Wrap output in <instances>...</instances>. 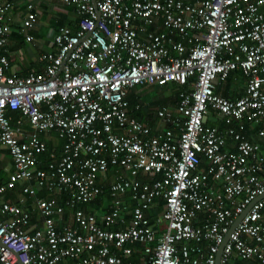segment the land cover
I'll return each instance as SVG.
<instances>
[{
    "label": "built area",
    "instance_id": "built-area-1",
    "mask_svg": "<svg viewBox=\"0 0 264 264\" xmlns=\"http://www.w3.org/2000/svg\"><path fill=\"white\" fill-rule=\"evenodd\" d=\"M58 1L75 26H57L42 69L21 75L4 54L11 3L0 0V148L12 165L0 264H264V0ZM233 72L240 93L216 92ZM167 83L176 99L156 107L154 127L128 113L130 89ZM49 131L58 154L38 137ZM16 186L18 203L5 197Z\"/></svg>",
    "mask_w": 264,
    "mask_h": 264
},
{
    "label": "crops",
    "instance_id": "crops-1",
    "mask_svg": "<svg viewBox=\"0 0 264 264\" xmlns=\"http://www.w3.org/2000/svg\"><path fill=\"white\" fill-rule=\"evenodd\" d=\"M5 1H10L11 9H12V10L10 9L9 10L10 12L7 13L9 14L8 25L10 26L9 27L10 35L8 34L7 36V42L5 45V52H4V54L7 56L9 61V71H14L21 75L29 71L39 72L42 69V67L41 64L37 61L38 55L42 52L53 50L52 44L50 43V38H51V33L57 26L64 24V25H68L71 28H74L75 22L77 20L75 9L72 5H64L60 3L58 0H33V10L36 14V21L34 27L29 31V33L32 35V40L26 41L24 39V35L19 31L21 18L25 14L24 0H5ZM52 2L62 4L64 8L68 9V13L54 12L51 9ZM261 11L264 13V3L261 7ZM230 80L232 81L233 84H237L236 89L232 88L229 82L227 85L226 83H223V85L221 86V90H227V92L230 94L233 92L239 94L241 91V86L243 81L241 74L239 72L235 74L231 73ZM168 87L169 85L165 88ZM170 89L174 94L175 87ZM144 96H145L144 92L142 91L139 92V96L135 101V104H138L139 108L141 107V105L138 103L140 100H143L145 103L147 102L144 100ZM171 102L172 101H170L166 105L173 106L175 101H173L172 103ZM8 114L12 118L16 117V113L14 116H12L9 112ZM38 137L45 142V145L46 143H48L51 146V149H48L47 152L53 151L55 154L59 153L61 148V139L58 138L53 131H49L46 133H39ZM253 139L255 138L253 137ZM44 157H47L46 152L42 153L39 156V160L40 161L45 160ZM11 171H12V165L9 160V157L6 151L3 148H0V173L3 176V179L0 180V182L5 181L8 173H10ZM18 196H19V189L17 186L13 190L7 191L5 195L6 198H8L10 201L14 203H18ZM36 196L37 197L54 196L58 200H60L62 197V195L60 194L47 193L44 189L37 190ZM22 204L23 207L29 212L30 226L34 228L39 227L41 222V217L38 213V208L34 200L26 198V200H24ZM107 204L108 201L105 200V202L92 207L95 209V213L97 214L98 210L101 207L105 208ZM136 257L137 254L133 256V258ZM238 262H240V264H258L256 261H238Z\"/></svg>",
    "mask_w": 264,
    "mask_h": 264
},
{
    "label": "trees",
    "instance_id": "trees-1",
    "mask_svg": "<svg viewBox=\"0 0 264 264\" xmlns=\"http://www.w3.org/2000/svg\"><path fill=\"white\" fill-rule=\"evenodd\" d=\"M233 73L235 74L237 72H233ZM230 78H231V75L224 82V83H226V85L231 81ZM167 84L169 85V88L176 87V85L173 84V83H171V84L170 83H167ZM167 84H165V85L151 84V85H145V86L138 85V86H135L134 88H132L129 91V93L127 94V100H128V105H129V107H128V113L130 115L134 116L136 119L142 121L144 124H146V125H148L150 127H154V122L155 121H153L150 118V111L151 110L149 109L151 107V105H153L154 103H152L150 101H148V102L145 103L143 100H140L138 102L141 105V107L139 109L135 110L133 108V106L135 104L136 99L139 96V92H141V89H144V87L149 86V87H153L155 89H160V88L163 89L164 87H167L168 86ZM221 86L222 85H217L216 86V88H215L216 92H218L220 94H223L224 96H231V97H234L235 95L237 96L238 93L233 92V93L230 94V93L227 92V90H221ZM175 99H176V94L174 92L173 97L170 98V101H175ZM9 113L12 116L15 115V112L14 111H11ZM46 149L47 150L48 149H51V146L48 143H46ZM44 159H45V157H44ZM2 179H3V176L0 173V180H2ZM105 200L109 201V197L107 195V189H106V187H104L103 193H102L101 197L97 200L98 203L96 205L105 202ZM104 210H105V208L104 207H101L98 210V213L97 214L99 215ZM133 256H135V253H132V258H133ZM238 263L240 264V262H238Z\"/></svg>",
    "mask_w": 264,
    "mask_h": 264
},
{
    "label": "rangeland",
    "instance_id": "rangeland-1",
    "mask_svg": "<svg viewBox=\"0 0 264 264\" xmlns=\"http://www.w3.org/2000/svg\"><path fill=\"white\" fill-rule=\"evenodd\" d=\"M51 9L54 12H62V13H68V9L64 8V6L60 3H51ZM230 86L234 89H236L237 84H233L232 81H230ZM168 85V84H167ZM142 92H144V100L145 101H150L152 103H154L153 105H151V107L149 108L150 111V118L155 121L156 117H155V109L157 106L160 105H166L170 102V98L173 97V92L171 91V89L168 88H163L161 90L160 89H155L153 87H149L146 86L144 87V89H141ZM173 102V101H172ZM171 102V103H172ZM166 106H170V105H166Z\"/></svg>",
    "mask_w": 264,
    "mask_h": 264
},
{
    "label": "water",
    "instance_id": "water-1",
    "mask_svg": "<svg viewBox=\"0 0 264 264\" xmlns=\"http://www.w3.org/2000/svg\"><path fill=\"white\" fill-rule=\"evenodd\" d=\"M51 32H52V31H51ZM218 256H219V250H218V252H217V256H216V262H217Z\"/></svg>",
    "mask_w": 264,
    "mask_h": 264
},
{
    "label": "bare ground",
    "instance_id": "bare-ground-1",
    "mask_svg": "<svg viewBox=\"0 0 264 264\" xmlns=\"http://www.w3.org/2000/svg\"><path fill=\"white\" fill-rule=\"evenodd\" d=\"M10 2V1H9ZM12 10V9H11ZM10 11H8V13H9ZM7 15H9V14H7ZM9 23V22H8ZM10 27V26H9ZM10 30H11V28H10ZM20 31V30H19ZM9 35H10V33H9Z\"/></svg>",
    "mask_w": 264,
    "mask_h": 264
}]
</instances>
